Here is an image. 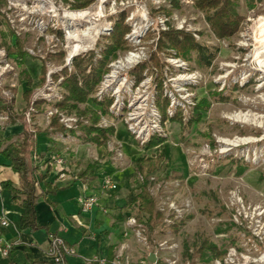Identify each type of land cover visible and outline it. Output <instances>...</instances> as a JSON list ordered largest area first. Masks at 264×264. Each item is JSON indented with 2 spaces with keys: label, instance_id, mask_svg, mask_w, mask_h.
Returning a JSON list of instances; mask_svg holds the SVG:
<instances>
[{
  "label": "rangeland",
  "instance_id": "obj_1",
  "mask_svg": "<svg viewBox=\"0 0 264 264\" xmlns=\"http://www.w3.org/2000/svg\"><path fill=\"white\" fill-rule=\"evenodd\" d=\"M233 1L242 20L229 38L216 36L195 0H178L177 8L166 0H6L0 7V97L12 103L17 115L23 114L32 132L47 129L55 115L65 130L76 134H51L59 138L53 158L63 157L66 168L74 154L71 144L82 151L75 169L91 163L97 153L94 145L75 137L79 126H89L90 121L55 107L63 99V71L76 73L73 60L89 53L96 64L111 43L114 24L123 20L128 27L123 37L126 48L109 57L91 95L98 103L108 102L107 114L100 116L97 127L115 129L106 144L107 161L123 176L118 179L120 190H128L129 228L119 237L123 253L116 258L121 264H214L231 249L236 263L245 259L246 264H264L257 260L264 255V71L254 56V33L264 17V0ZM84 11L90 19L66 17ZM169 31L190 34L205 46L214 54L210 65L199 64L195 52L185 59L172 47L159 48L161 34ZM74 35L78 42L70 38ZM8 39L12 44L20 40L21 59L7 54L2 42ZM77 45L80 49L74 51ZM130 57L134 59L127 63ZM27 73L33 81L28 102L23 97ZM164 100L167 119L163 122L158 104ZM36 103L41 104L39 109ZM200 104L201 109H196ZM79 107L97 109L92 101ZM238 113L259 117L261 126L234 121L231 116ZM68 119H72L71 128L66 126ZM9 123L7 115L0 113V127ZM147 124L151 130L141 134L147 138L141 145L128 128L140 131ZM155 136L165 142L144 151ZM243 139L251 141L243 143ZM233 141L238 144L233 146ZM159 153L164 155L163 162L147 182L163 213L159 228L163 233L149 244L136 222L137 209L128 202L142 180L135 161ZM173 224L176 228L170 227ZM202 239L224 250V255L214 259L194 255L188 261L185 253L192 254ZM151 253L155 263L147 261Z\"/></svg>",
  "mask_w": 264,
  "mask_h": 264
},
{
  "label": "trees",
  "instance_id": "obj_2",
  "mask_svg": "<svg viewBox=\"0 0 264 264\" xmlns=\"http://www.w3.org/2000/svg\"><path fill=\"white\" fill-rule=\"evenodd\" d=\"M166 1L174 8L179 7L178 0ZM87 3H89V1ZM87 3L83 4V6H86ZM5 5L6 0H0V7ZM195 7L206 13V19L218 38H229L238 30L242 19L236 12V4L233 0H195ZM127 31L128 27L123 24V20L116 22L110 36L111 43L103 50L102 58L98 60L96 64L93 62L94 55L89 53L87 57H78L73 60L76 73L68 75L66 71H63V99L61 102L57 103L55 107L67 113H75L83 119H88V121H90L89 126H79L80 133L75 137L78 140L82 139L85 143L94 145L97 153V159L88 164L84 170L78 172L77 178L80 180L92 179L94 177V169L96 166L100 165V160H102L104 164L108 162L109 154L106 150V144L107 141L114 136L115 129L113 127L105 129L97 127L100 116L107 114L108 102L98 103L91 99V95L105 71V66L109 61V57L111 55L115 57V52L117 50H124L126 48L123 37ZM11 34L12 32L10 31L9 35ZM159 43V48L165 46L172 47L176 50L178 55L185 59H189L190 54L195 52L198 63L205 66H209L214 57V54L210 53L205 46H201L194 41L190 34L183 32H164L161 34ZM2 45L8 55L15 54L20 59L24 55L19 39H15L14 44H12L10 39L4 40ZM88 67L90 68L89 72H86ZM41 74H45L44 64L41 66ZM55 77L57 76L55 75ZM25 79L28 89L24 91L23 97L25 101L28 102L31 94V89H29V87L33 81L28 73L25 75ZM88 101H92L97 109L90 110L87 108L81 109L79 107ZM40 105V103H36L34 106L39 109ZM202 105L203 104L198 105L196 109H201ZM158 106L161 119L164 122L167 119L165 109L167 101L164 100L163 103L158 104ZM0 113L7 115V119L10 123L19 122L23 125V130L20 134L0 140V154L4 159L10 162V168L19 177L18 187L13 186L10 182H4L2 185L4 188L10 190L11 199L17 202L23 210L19 219L18 230L36 231L38 230L35 210L37 201L41 197L55 194L57 192V187L50 182H45L47 173H49L50 169H47L44 174H41L39 167L33 164L31 156L36 147L35 136L42 133L45 135L59 133L64 136L67 135L68 132L71 135L76 134L71 130H65V128L59 124L58 118L55 115L49 118L47 129H35L32 132L29 130L23 114L17 115L13 110L12 103L9 104L2 100L1 97ZM196 121L198 122V120ZM164 142L165 139L156 136L152 137L143 147V150L149 151L155 147H161ZM163 158L164 155L159 153V156L155 155V158L146 156L140 157L134 163L135 171L142 180L138 186V192L130 198L128 205L134 206L137 209L136 222L142 226L145 239L149 244L154 243L157 233H163L159 228L163 226L162 222L164 217L163 213L158 210L154 198L149 193L147 179L149 174L154 172L161 162H163ZM58 173L60 174L61 171ZM41 181L44 182V189L38 186ZM170 227L176 228L175 224ZM10 251H12V248L9 252ZM224 253L225 251L218 249L215 244L209 242L207 239H202L198 245L194 246L192 254L186 252L185 257L188 261H191L194 255L200 258L207 257V259H214L221 258ZM112 259L113 257L110 255L108 261L110 262ZM35 264L38 263L36 262Z\"/></svg>",
  "mask_w": 264,
  "mask_h": 264
},
{
  "label": "crops",
  "instance_id": "obj_3",
  "mask_svg": "<svg viewBox=\"0 0 264 264\" xmlns=\"http://www.w3.org/2000/svg\"><path fill=\"white\" fill-rule=\"evenodd\" d=\"M22 130L23 125L19 122L3 124L0 127V140L18 135ZM58 141L59 138L54 135L42 133L35 136L36 147L31 156L33 164L39 167L41 174L50 169L45 182L57 187L55 194L41 197L37 201L35 210L38 230L36 231L18 230L23 210L11 199L10 190L4 188L2 184L10 182L18 187L19 177L10 168V162L0 154V219L5 218L8 222V226L0 224V248L8 244L12 246L8 256L4 257L0 253V264H35L36 262L50 264L51 259L46 254L50 234H56L68 246L75 249L76 254L66 258L67 264H88L87 261L93 257L108 260L110 255L114 260L123 253L119 245L122 240L119 237L129 228L125 198L128 190H120L118 182L123 176H119V173L115 172L107 162L104 167L101 165L95 167L92 179H78V172L84 170L88 164L75 169L77 159L82 157L81 148L75 144L69 146L74 153L70 155L72 158L68 159L70 165L67 163V169L59 174L50 160L54 156ZM120 144L122 146L121 141ZM40 148L43 149L41 153L38 151ZM139 150L138 148L137 152ZM101 163L104 164L102 161ZM106 176L116 182L117 188L109 194H102L101 182ZM38 186L41 189L45 188L42 181ZM82 193L95 195L98 198L97 205L85 213L80 212L76 202V197Z\"/></svg>",
  "mask_w": 264,
  "mask_h": 264
},
{
  "label": "built area",
  "instance_id": "obj_4",
  "mask_svg": "<svg viewBox=\"0 0 264 264\" xmlns=\"http://www.w3.org/2000/svg\"><path fill=\"white\" fill-rule=\"evenodd\" d=\"M71 121L72 119H68L66 121V126L68 128H71ZM140 122V121H139ZM153 126V125H152ZM151 126V128H152ZM155 127V126H153ZM129 130H131L132 132H135V139L136 141H138L141 145L144 144V142L146 141L147 138H143V135H148V133L150 132V128H148V124L147 125H142L140 131H135L133 128H128ZM145 132V133H144ZM143 133V135L141 136V134ZM144 135V136H145ZM51 164L56 168V170L58 172L61 171L60 174H62V172L64 170H66V164L64 161V158L61 156H56L54 158H52V162ZM117 186L114 183L113 179L110 177H104L102 179L101 182V189L103 191H114L116 190ZM97 201L98 198L95 195H87V194H79L76 197V202L79 206L80 212L85 213L90 211L94 206L97 205ZM131 222H134V220H132ZM0 224L2 226H8V222L5 218H1L0 219ZM12 248L11 245H6L4 247L0 248V253L2 256H8L9 250ZM47 256L51 259V263L50 264H66V258L69 256H74L76 254L75 249L71 246H68L59 236L57 235H50L49 236V244H48V249H47ZM235 255V251L233 249L229 250V252L227 253V255L222 259V260H215L214 264H246V260L244 259L245 257H243L244 262L243 263H236L232 257ZM257 260L261 262H264V255H261ZM97 263V264H106V263H110V264H121L118 261H116V259L111 260L110 262H106V259L104 258H96L93 257L91 260L87 261L88 264L90 263ZM171 263V262H170ZM174 263V262H172ZM122 264H129V262H124ZM139 264H147L145 262H139Z\"/></svg>",
  "mask_w": 264,
  "mask_h": 264
},
{
  "label": "bare ground",
  "instance_id": "obj_5",
  "mask_svg": "<svg viewBox=\"0 0 264 264\" xmlns=\"http://www.w3.org/2000/svg\"><path fill=\"white\" fill-rule=\"evenodd\" d=\"M70 14L66 15V17L69 20H75V19H83L84 20V19H88V18L90 19V14L87 11H84V12L76 14V15H70ZM254 34H255L254 38L256 37V41L254 44L255 45L254 56H255V59H257V62H256L257 65L259 66L260 69H262L264 71V17L259 18V25H258L256 32ZM70 38L75 39L77 41V35H74ZM76 47L77 48L74 49V51H79V49H80L79 46L77 45ZM70 55H73V54L70 53ZM132 59H134V58L130 57L128 59L129 62L127 61V63H130L132 61ZM250 117L251 116L248 115L247 113H245V114L238 113V114L231 116V118L236 122H241V123L251 122L252 124H256L258 127L261 126V123L257 122L259 117H256L255 115L252 117V119H250ZM243 140H240V141L243 143H247V142L251 141L250 139H243ZM231 143L233 146H236L238 144V141H233ZM223 144H225V145L228 144V146L231 145L229 142H227V144H226V142Z\"/></svg>",
  "mask_w": 264,
  "mask_h": 264
},
{
  "label": "water",
  "instance_id": "obj_6",
  "mask_svg": "<svg viewBox=\"0 0 264 264\" xmlns=\"http://www.w3.org/2000/svg\"><path fill=\"white\" fill-rule=\"evenodd\" d=\"M147 261L150 262V263H155L156 261V257L154 254H150L148 257H147Z\"/></svg>",
  "mask_w": 264,
  "mask_h": 264
}]
</instances>
